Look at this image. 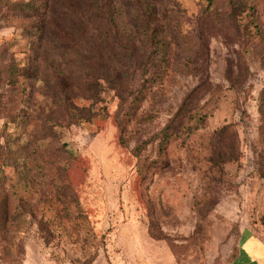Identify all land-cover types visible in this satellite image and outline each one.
<instances>
[{
    "label": "rangeland",
    "instance_id": "rangeland-1",
    "mask_svg": "<svg viewBox=\"0 0 264 264\" xmlns=\"http://www.w3.org/2000/svg\"><path fill=\"white\" fill-rule=\"evenodd\" d=\"M6 1L0 264H231L264 237V0H41L44 41Z\"/></svg>",
    "mask_w": 264,
    "mask_h": 264
},
{
    "label": "crops",
    "instance_id": "crops-1",
    "mask_svg": "<svg viewBox=\"0 0 264 264\" xmlns=\"http://www.w3.org/2000/svg\"><path fill=\"white\" fill-rule=\"evenodd\" d=\"M231 264H264V237L252 229H245Z\"/></svg>",
    "mask_w": 264,
    "mask_h": 264
},
{
    "label": "trees",
    "instance_id": "trees-1",
    "mask_svg": "<svg viewBox=\"0 0 264 264\" xmlns=\"http://www.w3.org/2000/svg\"><path fill=\"white\" fill-rule=\"evenodd\" d=\"M8 1H9V0H7V1L5 2L7 5H9V2H8ZM45 1L48 2V1H50V0H44V3L46 4L47 2H45ZM93 1L97 2V1H101V0H93ZM39 2H41V0H32L31 2H28V3H26L25 5L21 6V8H23V9H28V10L30 11V13H31L33 16H34L35 14H37V15L39 16L40 21L38 22L37 26L35 27L36 30H37V32L34 33V34L32 35V37H35V36L37 35V37H38L39 39H42V40L44 41V40H45V37H46V35H47V33H51V35L53 36V38H54L57 34L53 33L52 31H49V30L47 29L46 21H44V19L46 18L47 15H46V12H45V11L42 10V12H41L40 9L38 8ZM236 7H238V6L234 3V8H236ZM37 11H38L39 14L41 13V14L43 15V17H45V18L41 19V15H39V14L37 13ZM152 13H153V12H152ZM153 15H154V13L151 14V16H153ZM150 19H151V18H150ZM156 32H158V31H156ZM155 36H158V34L155 35ZM156 40H158V38H157ZM154 42H155V41H154ZM156 43H157V42H155V44H156ZM172 130L175 131V126L172 125V124H170L169 127H167V128L164 129V131H163V135H164V139H165V140H169V139L172 137ZM164 146H165V145H164Z\"/></svg>",
    "mask_w": 264,
    "mask_h": 264
}]
</instances>
